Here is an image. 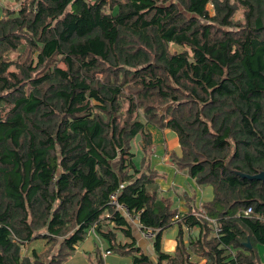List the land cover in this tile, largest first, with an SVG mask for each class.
Masks as SVG:
<instances>
[{
    "label": "trees",
    "instance_id": "obj_1",
    "mask_svg": "<svg viewBox=\"0 0 264 264\" xmlns=\"http://www.w3.org/2000/svg\"><path fill=\"white\" fill-rule=\"evenodd\" d=\"M150 127L211 201L163 197ZM263 172L264 0H0V264H153L113 194L156 264H264Z\"/></svg>",
    "mask_w": 264,
    "mask_h": 264
},
{
    "label": "crops",
    "instance_id": "obj_2",
    "mask_svg": "<svg viewBox=\"0 0 264 264\" xmlns=\"http://www.w3.org/2000/svg\"><path fill=\"white\" fill-rule=\"evenodd\" d=\"M150 130L153 134V142L156 147L155 154L151 159V166L154 169L159 170L161 174L165 175L164 178L159 180L163 197L171 198L174 202V206L177 207L181 213L186 211V206L183 199L184 193H195L197 197L196 204L198 207H200L201 203L203 202L211 201L213 199V189L211 187H206L204 189L198 188L185 172H179L173 166L170 154L176 153L179 156L181 155V149L177 135L171 130L161 131L153 127H150ZM192 186L194 187L193 191L191 188ZM188 188H191V190H188ZM133 228L138 247L141 249L143 254L150 258L153 264H156L157 258L153 248V240L143 237L135 226H133ZM190 234L195 237L199 234V231L197 228H195L190 231ZM177 236V225L165 232L163 239V249L165 252L173 253L175 251L177 245ZM90 237L94 238L93 236ZM98 240L97 242L103 246L102 241ZM261 252L264 253V248H261ZM111 255L112 254L108 255L107 257ZM106 258L105 260L108 261V258ZM117 262L118 259H115L113 264H118ZM205 263V260H201L199 264Z\"/></svg>",
    "mask_w": 264,
    "mask_h": 264
},
{
    "label": "rangeland",
    "instance_id": "obj_3",
    "mask_svg": "<svg viewBox=\"0 0 264 264\" xmlns=\"http://www.w3.org/2000/svg\"><path fill=\"white\" fill-rule=\"evenodd\" d=\"M209 10L212 11V7L209 6ZM177 49H181L177 47ZM192 191L194 190V187L192 186ZM191 188H188V190H191ZM191 192V191H190ZM94 243H97V241H94V238L89 237L87 241L82 243L79 248L77 249L76 253L71 257L67 262L64 264H90L92 261V256L91 253L92 250L94 249ZM104 249L107 248L106 242H102ZM108 261L105 260L107 263L106 264H113L115 259H118V264H131V258H122L116 254H112L111 256L107 257ZM106 258V259H107Z\"/></svg>",
    "mask_w": 264,
    "mask_h": 264
},
{
    "label": "built area",
    "instance_id": "obj_4",
    "mask_svg": "<svg viewBox=\"0 0 264 264\" xmlns=\"http://www.w3.org/2000/svg\"><path fill=\"white\" fill-rule=\"evenodd\" d=\"M117 195L116 194H113L111 196V201L112 203L116 206L117 210L120 211L129 221L130 223L133 224V226H135L137 228V230L140 232V234L147 238V239H150V240H153L154 239V233L149 230V229H144L142 228L138 222L135 220V218L131 215L130 211L128 210L127 207H125L124 205H121L117 202ZM250 212V211H249ZM179 216H176V219H178ZM206 218V217H205ZM208 219V218H206ZM111 252L110 251H105L103 253V257L106 258L108 255H110Z\"/></svg>",
    "mask_w": 264,
    "mask_h": 264
},
{
    "label": "water",
    "instance_id": "obj_5",
    "mask_svg": "<svg viewBox=\"0 0 264 264\" xmlns=\"http://www.w3.org/2000/svg\"><path fill=\"white\" fill-rule=\"evenodd\" d=\"M253 178L256 179V180H259V181H264V172L258 174L257 176H255V177H253ZM247 246L250 247V244L247 243Z\"/></svg>",
    "mask_w": 264,
    "mask_h": 264
}]
</instances>
